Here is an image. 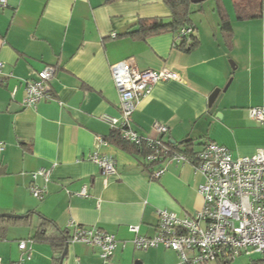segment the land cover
I'll use <instances>...</instances> for the list:
<instances>
[{
	"label": "crops",
	"instance_id": "1",
	"mask_svg": "<svg viewBox=\"0 0 264 264\" xmlns=\"http://www.w3.org/2000/svg\"><path fill=\"white\" fill-rule=\"evenodd\" d=\"M6 1L0 10V214L30 219L8 224L0 235L1 264L21 259L22 264H55L48 243L31 241L40 216L69 234L72 222L115 237L108 260L92 245L68 242L61 264H177L178 254L161 246L136 250L128 227L138 226L140 236L152 237L158 211L192 217L203 206L197 192L203 178L189 161L165 160L145 169L143 154L118 142L117 128L102 119L119 117L110 67L130 60L140 71L167 68L180 76L156 83L135 103L130 127L139 136L155 137L153 124L159 123L168 128L162 140L180 148L189 142L197 153L212 142L234 158L251 156L264 148V121L249 114L251 108L264 109V0L261 16L244 21L236 17L238 0H228L231 5L221 0L233 32L231 49L222 43L212 0L216 18L210 14L199 19V26L191 20L199 41L189 52L175 47L171 31L144 40L119 37L140 20L169 22L164 0ZM45 67L54 69L51 99L24 106L25 82L37 80ZM229 81L210 115V94ZM96 138L107 143L99 153L115 161V173L108 178L89 160L97 150ZM159 168L163 174L152 178ZM39 170L47 171V180L33 179ZM32 184L45 190L42 200L30 194ZM83 186L87 196H77ZM21 241L27 252L19 250Z\"/></svg>",
	"mask_w": 264,
	"mask_h": 264
},
{
	"label": "built area",
	"instance_id": "2",
	"mask_svg": "<svg viewBox=\"0 0 264 264\" xmlns=\"http://www.w3.org/2000/svg\"><path fill=\"white\" fill-rule=\"evenodd\" d=\"M7 5L0 0V10ZM194 32L191 26L183 27L179 36L188 37ZM2 64L0 63V73ZM113 85L119 94V117L103 116L111 128L120 131L121 138L135 145L144 143L148 150L147 163L169 160L176 163L188 162L177 153H170L162 141L167 133L165 125L154 123L155 137L139 136L130 127L135 103L146 97L158 82L180 80L174 71L163 68L158 71L138 70L130 60L117 62L110 67ZM52 67H45L38 73L37 80L27 81L24 86V106L34 107L39 102L51 99ZM17 87L11 90L14 98ZM250 116L258 122L264 121L263 108H251ZM107 143L96 138V148L89 160L99 167L103 176L108 178L115 173V161L108 155L100 154L98 148ZM3 149L0 144V153ZM193 168L202 176L203 183L197 192L203 201L202 208L192 217L178 218L167 211H158L159 223L152 237L140 236L138 226H129L134 235L132 239L136 250L146 251L163 247L179 256L177 264H208L217 261H233L240 255L258 253L264 255V148L251 156L234 158L229 150L216 143H207L197 154ZM164 172L159 168L152 172V178H159ZM47 180L48 173L39 170L33 174ZM87 186H83L77 196H87ZM29 192L37 200H42L45 190L32 184ZM72 229L69 242L85 243L96 247L99 256L108 260L113 255L116 240L104 231L79 227L70 223ZM21 251L27 252L25 241L18 244ZM27 255L25 259H29ZM24 259L14 264H22ZM1 264V260H0Z\"/></svg>",
	"mask_w": 264,
	"mask_h": 264
},
{
	"label": "trees",
	"instance_id": "3",
	"mask_svg": "<svg viewBox=\"0 0 264 264\" xmlns=\"http://www.w3.org/2000/svg\"><path fill=\"white\" fill-rule=\"evenodd\" d=\"M214 1L215 10L219 18V29L222 43L226 48L231 49L233 45V32L229 17L224 9L221 0ZM164 2L169 7L171 12L169 22H165L161 18L140 20L134 29L122 34L119 37H128L133 40H144L149 36L171 31L175 36V47L185 52H189L194 49L199 41L194 32L188 37L178 35L181 28L191 25L190 14L191 8L193 6L192 0H164ZM234 9L236 12V17L239 21L257 19L262 14V0H238L234 2ZM117 37L118 36L115 35L110 38ZM114 131L117 137L116 139L119 143L131 145L132 147L136 148L138 152H141L143 154L145 169H150L153 166L158 165L164 161L163 159L158 162L147 163L145 161V156L148 153V150L145 147L144 143L135 145L122 139L120 131L118 129H115ZM163 143L166 144L171 154L177 153L185 156L192 165L197 163L198 152L195 153L193 151L189 142L182 143L180 145L182 146L181 148L168 142L163 141ZM29 219L30 216L25 219L0 218V235L2 236L6 231L8 224H17L22 222L26 223L29 221ZM70 237L71 234H69V232L61 231L53 222L40 216L39 225L31 241L48 243L53 253L54 263L60 264V258L69 242ZM217 263L231 264V261H217Z\"/></svg>",
	"mask_w": 264,
	"mask_h": 264
},
{
	"label": "rangeland",
	"instance_id": "4",
	"mask_svg": "<svg viewBox=\"0 0 264 264\" xmlns=\"http://www.w3.org/2000/svg\"><path fill=\"white\" fill-rule=\"evenodd\" d=\"M224 1H226V4H227L228 0H224ZM227 5H231V3L229 4V2H228ZM212 6H213L212 0H205L201 3L193 4V6H192L193 9H192L191 14H190V20H192L194 23H196L199 26V23H198L199 19H203L204 17L209 16L210 14H213V17L216 18L215 13L212 12V9H211V8H213ZM201 7H203V9H204L203 13L197 12L196 9H199ZM194 10H196V11H194ZM228 11L230 14L233 13L231 7L228 9ZM232 16H233V14H232ZM231 62H233V61L231 60ZM230 65H231V63H230ZM210 264H218V263L217 262H211ZM231 264H264V255L258 254V253H251L249 255L242 254L238 258L233 260L231 262Z\"/></svg>",
	"mask_w": 264,
	"mask_h": 264
},
{
	"label": "water",
	"instance_id": "5",
	"mask_svg": "<svg viewBox=\"0 0 264 264\" xmlns=\"http://www.w3.org/2000/svg\"><path fill=\"white\" fill-rule=\"evenodd\" d=\"M205 0H192V3L193 4H197V3H201ZM230 81L226 84V86L222 89V90H214L209 98H208V107H209V114L210 115H213L218 104H219V101L221 100L222 98V95L223 93L226 91V89L228 88V85H229ZM215 117L216 118H219L220 117V114L219 113H215ZM22 217H26V216H19V215H14V214H0V218H22ZM67 251V246L65 247L64 249V252L60 258V264L65 256V253Z\"/></svg>",
	"mask_w": 264,
	"mask_h": 264
}]
</instances>
